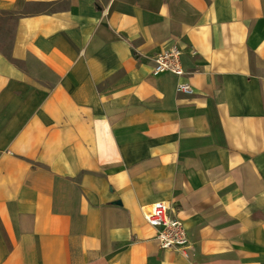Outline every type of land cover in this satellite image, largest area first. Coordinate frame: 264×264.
<instances>
[{"label":"crops","instance_id":"1","mask_svg":"<svg viewBox=\"0 0 264 264\" xmlns=\"http://www.w3.org/2000/svg\"><path fill=\"white\" fill-rule=\"evenodd\" d=\"M4 14L0 264H264V0H0ZM172 43L182 77L154 73ZM158 202L187 258L145 222Z\"/></svg>","mask_w":264,"mask_h":264},{"label":"built area","instance_id":"2","mask_svg":"<svg viewBox=\"0 0 264 264\" xmlns=\"http://www.w3.org/2000/svg\"><path fill=\"white\" fill-rule=\"evenodd\" d=\"M181 50L176 43H172L163 52L153 58L154 73L157 75L170 74L182 77L184 71L181 65ZM175 92L180 95L191 96L194 94L192 86L179 83ZM145 222L156 229V241L161 250L177 251L188 257V241L182 221L169 215L168 207L163 202H158L149 208H141Z\"/></svg>","mask_w":264,"mask_h":264},{"label":"rangeland","instance_id":"3","mask_svg":"<svg viewBox=\"0 0 264 264\" xmlns=\"http://www.w3.org/2000/svg\"><path fill=\"white\" fill-rule=\"evenodd\" d=\"M12 35V19L10 15H0V47H7Z\"/></svg>","mask_w":264,"mask_h":264}]
</instances>
